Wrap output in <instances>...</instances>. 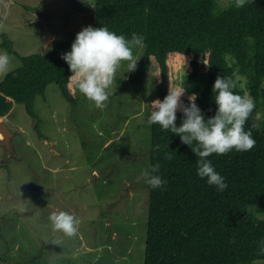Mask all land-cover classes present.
Wrapping results in <instances>:
<instances>
[{"label": "trees", "instance_id": "obj_1", "mask_svg": "<svg viewBox=\"0 0 264 264\" xmlns=\"http://www.w3.org/2000/svg\"><path fill=\"white\" fill-rule=\"evenodd\" d=\"M78 5L90 7L85 2ZM94 8L93 27H107L127 39L133 33L145 37V51L129 79L141 85L146 73L153 74V100L163 101L170 87L182 88L178 72L186 67L187 78L202 75L205 80L184 87L181 100L187 105L188 97L196 93L195 102L206 119L217 110L212 91L217 76L234 80V92L242 96L245 91L235 73L245 76L255 101L244 126L251 131L255 147L208 157L228 185L222 192L207 178L198 177V157L178 135L158 124L150 126L149 168L159 163L154 175L167 183L159 189L147 184L143 264H249L264 259L260 252L264 219L257 220L247 211V206H259L264 212V0H251L242 9L235 7V0L225 7L216 0H95ZM75 37L54 39L49 52L27 56L17 54L9 40L1 43L20 65L0 79V118L20 102L36 119L34 98L44 96L53 82L69 102L77 103L76 81L69 78L72 73L61 58L71 51ZM115 80L120 84L116 75ZM152 110L150 105L148 117ZM183 119L178 111L177 126ZM40 256L37 253L28 264H37Z\"/></svg>", "mask_w": 264, "mask_h": 264}, {"label": "rangeland", "instance_id": "obj_2", "mask_svg": "<svg viewBox=\"0 0 264 264\" xmlns=\"http://www.w3.org/2000/svg\"><path fill=\"white\" fill-rule=\"evenodd\" d=\"M232 1L216 0L219 7ZM94 5L95 0H0V52L13 58L11 70L20 60L1 45L4 40L20 56L44 54L52 40L92 26ZM144 51L133 50L139 60ZM126 71L124 62L116 73L121 82L115 80L103 110L76 85L77 103L69 102L53 82L34 98L36 119L20 102L0 118L11 135L8 150L0 131V264H28L39 252L37 264H143L148 187L137 178L149 168L147 121L156 78L146 73L138 85L129 79L135 71ZM187 72H178L183 87L204 82L202 75L187 78ZM235 80L249 95L247 78L236 72ZM53 211L75 215L78 234L54 231ZM247 211L264 219L259 206Z\"/></svg>", "mask_w": 264, "mask_h": 264}, {"label": "clouds", "instance_id": "obj_3", "mask_svg": "<svg viewBox=\"0 0 264 264\" xmlns=\"http://www.w3.org/2000/svg\"><path fill=\"white\" fill-rule=\"evenodd\" d=\"M250 2L235 0V7L242 9ZM145 46L143 35L133 33L131 39H127L107 27L87 26L76 34L71 51L63 53L61 58L68 64L72 73L69 78L75 79L79 92L95 108L103 110L107 106L117 71L124 62H127L126 72L135 71L139 58L133 50ZM12 59L6 51L0 52V75H7L11 71ZM235 88L234 80L217 76L212 89L217 110L214 116L206 119L195 102L196 93L189 96V103L184 105L181 100L185 94L184 87H170L163 101H152L153 110L147 121L149 126L158 124L163 130L178 135L181 142L198 157V177L207 178V183L221 192L228 185L208 157L212 154L224 155L232 150L249 151L256 145L251 131H246L244 127L254 111L255 101L250 95L236 94ZM178 111H182L184 117L180 126L175 123ZM172 158V155H167V159ZM159 169V163L151 165L137 179H143L153 189L163 188L167 182L154 175ZM49 220L54 231L68 237L76 236L79 232L80 221L73 214L53 211ZM260 252L264 253V241H261Z\"/></svg>", "mask_w": 264, "mask_h": 264}, {"label": "water", "instance_id": "obj_4", "mask_svg": "<svg viewBox=\"0 0 264 264\" xmlns=\"http://www.w3.org/2000/svg\"><path fill=\"white\" fill-rule=\"evenodd\" d=\"M0 131L2 133L1 135H2V138H3V142H4L5 147L8 150H11V147L9 145L11 135L9 133V130L6 128L5 124H3L1 121H0ZM10 155H13V153L11 152Z\"/></svg>", "mask_w": 264, "mask_h": 264}, {"label": "crops", "instance_id": "obj_5", "mask_svg": "<svg viewBox=\"0 0 264 264\" xmlns=\"http://www.w3.org/2000/svg\"><path fill=\"white\" fill-rule=\"evenodd\" d=\"M1 79V78H0Z\"/></svg>", "mask_w": 264, "mask_h": 264}]
</instances>
